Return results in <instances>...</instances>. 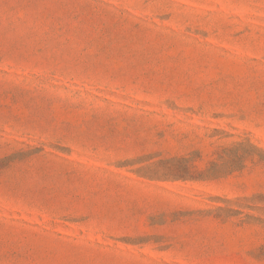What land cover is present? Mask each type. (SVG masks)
<instances>
[{
	"label": "rangeland",
	"instance_id": "rangeland-1",
	"mask_svg": "<svg viewBox=\"0 0 264 264\" xmlns=\"http://www.w3.org/2000/svg\"><path fill=\"white\" fill-rule=\"evenodd\" d=\"M0 264H264V0H0Z\"/></svg>",
	"mask_w": 264,
	"mask_h": 264
}]
</instances>
